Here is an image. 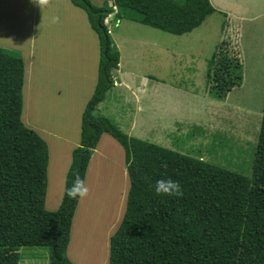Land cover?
Returning <instances> with one entry per match:
<instances>
[{"label":"trees","instance_id":"16d2710c","mask_svg":"<svg viewBox=\"0 0 264 264\" xmlns=\"http://www.w3.org/2000/svg\"><path fill=\"white\" fill-rule=\"evenodd\" d=\"M69 1L96 33L99 61L81 116V147L71 153L55 211L45 209L48 146L22 122L24 61L0 48V264H19L22 247H47L49 264H74L67 249L80 199H69L65 188L74 174L85 181L103 134L122 147L129 181L124 212L110 237L109 264H264V106L250 176L131 137L96 114L119 66L104 24L114 7L116 17L135 12L139 18L129 19L175 36L191 33L216 9L209 0H106L101 6ZM242 74L238 57L219 46L208 64L209 95L224 100L242 85ZM167 178L180 183L182 196L156 194V181Z\"/></svg>","mask_w":264,"mask_h":264},{"label":"rangeland","instance_id":"374dc122","mask_svg":"<svg viewBox=\"0 0 264 264\" xmlns=\"http://www.w3.org/2000/svg\"><path fill=\"white\" fill-rule=\"evenodd\" d=\"M18 1V4H28ZM96 1L91 2L95 6L103 5ZM209 2L214 8L217 5L216 10H223L208 16L200 27L183 36L164 33L129 19L139 18L135 12H127L121 17L110 16L106 27L113 44L117 49L120 47V64L119 71L113 72L114 87L101 103L104 104L102 111L97 110L96 114L105 116L131 137L250 176L264 106V0ZM14 4L0 0V48L21 56L23 60L25 53L33 56L35 65L31 66L30 85L35 79L32 76L34 68H38L44 56L43 50H40L43 39L47 43H55V24L52 21L46 24L42 20L43 7H36L38 16H34L32 33L36 43L28 53L25 46L20 45V34L24 31L31 37L33 29L30 21L24 19V12L20 8H10L15 7ZM52 6L58 7L56 4ZM232 10L237 12L236 15ZM57 12L53 11V17ZM61 19L59 17V21ZM116 20H119L117 27ZM222 41L225 42L223 45ZM219 46H227L228 52L238 57L243 71L242 85L232 89L222 101L209 95L206 76L209 60ZM87 58L83 69L90 73ZM58 66L59 70L60 64ZM155 86L157 98L151 96V87L154 93ZM66 92L69 95L70 92ZM42 95L40 92L39 96ZM22 96V122L25 123L27 118L33 119L28 106L35 102V96L30 95L28 90L23 91ZM51 99L55 100L54 94ZM36 100L43 101L40 98ZM57 119L53 121L54 124L61 123ZM80 131L81 123L79 137L75 138L78 139L77 144ZM45 134L40 137L46 142ZM75 135V132H68L60 137L71 140L65 137ZM46 144L50 145L48 140ZM101 147L106 156L101 154L93 166L89 195L83 201L80 199L83 204L79 202L72 226L74 236L69 257L74 264H109L110 237L119 225L126 204L129 187L127 174L124 175L126 170L118 155L108 151L111 143H102ZM58 160L59 156H55L48 165L47 211H55L59 206L57 199L59 202L63 195L65 177L62 183L61 168L57 164L62 162ZM98 163L100 165L97 167ZM107 195L109 197L105 201ZM100 200H104L105 206ZM109 202L114 204L106 208ZM108 209L110 211L105 213ZM95 239L98 241L95 242ZM88 240L92 243H88ZM19 254V264H49L47 247H22Z\"/></svg>","mask_w":264,"mask_h":264},{"label":"crops","instance_id":"0c3cea01","mask_svg":"<svg viewBox=\"0 0 264 264\" xmlns=\"http://www.w3.org/2000/svg\"><path fill=\"white\" fill-rule=\"evenodd\" d=\"M4 1L15 2V7H9L11 9L20 8L21 11L24 12V19L30 21V27L31 29H33V31L30 30L31 37H29V34L24 33V31H22L20 34V38H22L20 40V45L25 46V50L29 51L28 53H30V51L34 49V44L36 43L32 34L34 32V23L36 19V17L34 16L37 15L36 12L38 11H36V7L37 9L38 7H43L42 20L46 24L52 21L53 11H59L55 14V17L58 16L62 18L59 21L60 23H54L55 29L53 30V34L55 35V43L51 41L47 43L46 39H43V43L40 46V50H43L44 56L40 60L41 62L38 64V68L36 66L34 68L32 76H34L35 79L34 82H32V84L30 85H28V82L31 76V66L33 67L35 63L32 60L33 56H31V54L27 55L25 53L26 57H24L23 60L25 67L23 91L28 90L30 95L35 96V102H31V104L28 106V111L32 115L33 119L30 120L29 118H27V121L24 123V125L38 133L39 136H42L43 133H46L45 136H47V138H45V140L46 142L48 140L50 144L48 145L49 162L52 161L55 156H59V160L62 163L57 164L58 166L60 165L61 168L63 183V179L70 165L71 153L73 149H75V145L78 142V139L75 140V138L79 137V126L81 123V116L87 101L90 99L94 91L97 80V68L99 61L98 38L96 33L91 29L86 14L80 8L74 6L69 0H49V3L47 5L41 6H39L37 0H30L29 2H27L28 4H18L20 3L18 0ZM105 1L106 0H98L96 2H99V4H104ZM54 4H56L58 7H53L52 5ZM214 6L216 9L217 5ZM226 9L230 11V9ZM220 10L223 9L218 8V10L216 11L218 12ZM235 13L237 12H234V14ZM118 49H120V47H118ZM86 56H88L87 63L90 65L91 68L90 73L86 72L83 69V67L85 66ZM26 61L28 62L26 63ZM59 64L60 68L58 70ZM56 70H58L57 73ZM67 90L70 92L69 95L66 92ZM40 92L44 95L39 96ZM151 93L153 94L151 96H156L157 98L158 94L156 86L154 88V93L153 87H151ZM53 94L55 96V100L51 99V95ZM36 98H40V100L43 101L39 100L40 102H38ZM57 99H62V101L58 102ZM100 104L98 105L97 110L102 111L104 104ZM23 113L24 108L22 110V114ZM56 118H58L57 120L61 122L60 124H54L53 121H56ZM68 132H75L77 135L71 138L65 137L71 140L61 139L60 135L64 136V134H67ZM72 140H74L75 143ZM112 140L114 141V139L107 134H103L101 136L100 141L96 149L94 150V153L88 164L85 176V184L87 186L92 180V169L93 166L95 167L97 159L100 157L101 154L106 156V154L102 153L103 151L101 150L102 143L112 144L111 149H108V151L110 152V154L114 153L118 155L125 169L124 151L118 143L113 142ZM99 165L100 164L98 163L97 167ZM126 174L127 173L124 172V175ZM54 176H58V174H55ZM61 199L59 200V202L57 199V205H59ZM81 201L79 200V202ZM80 207L81 204L79 206V209ZM75 219L76 217L74 216L73 222H75ZM71 233L72 234L70 235L71 238L67 249V257L70 261L71 259L69 257V247L71 239H73L74 236L72 229Z\"/></svg>","mask_w":264,"mask_h":264},{"label":"clouds","instance_id":"9594fccd","mask_svg":"<svg viewBox=\"0 0 264 264\" xmlns=\"http://www.w3.org/2000/svg\"><path fill=\"white\" fill-rule=\"evenodd\" d=\"M39 6L47 5L49 0H37ZM53 23H59V17L52 18ZM75 147H81L80 144H76ZM65 184H67V179L65 180ZM89 188L85 184V181L80 178L79 174H74V179L71 187L65 188V195L72 200L77 198L83 200L89 195ZM155 192L158 195H167V196H175L179 197L183 195L182 188L178 181H175L171 178L167 179H158L155 183Z\"/></svg>","mask_w":264,"mask_h":264},{"label":"bare ground","instance_id":"6f19581e","mask_svg":"<svg viewBox=\"0 0 264 264\" xmlns=\"http://www.w3.org/2000/svg\"><path fill=\"white\" fill-rule=\"evenodd\" d=\"M111 173H112V172H111ZM108 176H109V175H108ZM118 176H119V174H118ZM111 178H112V177H111ZM112 180H113V179H111V181H112ZM114 180H115V178H114ZM119 180H120V178H119ZM117 181H118V179H117ZM109 182H110V181H109ZM118 182H119V181H118ZM90 184H91V183H90ZM90 184H88V185H90ZM117 184H118V183H117ZM89 187H90V186H89ZM89 187H88V188H89ZM103 192H104V190H103ZM99 194H101V192H100ZM102 194H103V193H102ZM102 194H101V195H102ZM110 196H111V195H110ZM100 197H101V196H100ZM100 197H99V198H100ZM107 197H109V196L107 195V196L105 197V201H107ZM96 198H97V197H96ZM101 198L103 199L104 197H101ZM84 200H85V199H84ZM82 201H83V200H82ZM87 201H88V200H86L84 203H86ZM103 201H104V200H103ZM103 201L100 200V202H102V205H103ZM111 201L113 202L112 197H111ZM112 202H109V204L106 205V208H108V207L110 208V204H112ZM81 204H83V202H81ZM113 204H114V203H113ZM113 204H112V205H113ZM87 206H88V205H87ZM103 206H105V204H104ZM113 208H114V207H113ZM86 209H87V208H86ZM86 209H85V210H86ZM108 211H110V210L108 209L107 211H105V213H107ZM115 211H116V210H115ZM82 212H83V211H82ZM107 216H108V215H107ZM111 216H112V215H111ZM77 218H79V212H78V217H77ZM110 219H111V218H110ZM113 220H114V218H113ZM109 221H110V220H109ZM107 222H108V221H107ZM109 223H110V222H109ZM109 223H108V224H109ZM108 224H107V225H108ZM107 225H106V226H107ZM94 226H95V225H94ZM92 228H93V227H92ZM75 229H76V228H75ZM89 231H90V230H89ZM94 233H96V232H94ZM98 234H99V233H98ZM104 234H105V233H104ZM99 235H100V234H99ZM94 237H95V236H94ZM94 237H93V238H94ZM96 237H97V236H96ZM100 237H101V236H100ZM89 239H90V241L92 240L90 237H89ZM96 239H99V237H97ZM96 239H95V242L98 241V240H96ZM90 241L88 240V243H92V242H90ZM93 241H94V240H93ZM82 243H83V242H82ZM100 243H101V242H100ZM102 243H103V242H102ZM93 245H94V244H93Z\"/></svg>","mask_w":264,"mask_h":264},{"label":"built area","instance_id":"2783aa9c","mask_svg":"<svg viewBox=\"0 0 264 264\" xmlns=\"http://www.w3.org/2000/svg\"><path fill=\"white\" fill-rule=\"evenodd\" d=\"M113 9H114V13H116V8L114 7ZM114 13H113V15H112V14L109 15V16L104 20V24H105L106 26H108V23H109V22H108V18H110V16H114V17H115ZM115 23H116V24H115V27H117L118 24H119V20H116Z\"/></svg>","mask_w":264,"mask_h":264}]
</instances>
